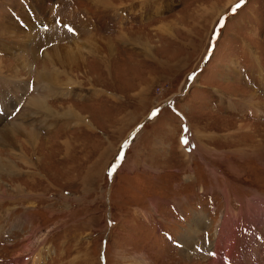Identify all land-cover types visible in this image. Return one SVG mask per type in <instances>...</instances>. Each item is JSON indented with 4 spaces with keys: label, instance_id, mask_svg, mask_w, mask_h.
Listing matches in <instances>:
<instances>
[{
    "label": "rangeland",
    "instance_id": "obj_1",
    "mask_svg": "<svg viewBox=\"0 0 264 264\" xmlns=\"http://www.w3.org/2000/svg\"><path fill=\"white\" fill-rule=\"evenodd\" d=\"M1 63L0 264H212L264 202V0H0Z\"/></svg>",
    "mask_w": 264,
    "mask_h": 264
},
{
    "label": "bare ground",
    "instance_id": "obj_2",
    "mask_svg": "<svg viewBox=\"0 0 264 264\" xmlns=\"http://www.w3.org/2000/svg\"><path fill=\"white\" fill-rule=\"evenodd\" d=\"M12 28V27H11ZM5 29V28H4ZM6 32V31H5ZM30 35V33H28ZM33 34V33H32ZM18 35V34H17ZM17 35L15 36V39H17ZM27 35V34H26ZM22 37V36H21ZM19 37V38H21ZM26 37V36H25ZM24 37V39H26ZM28 37V36H27ZM31 37V36H30ZM11 39V38H10ZM22 39V38H21ZM46 40V39H45ZM15 41V40H14ZM18 43L20 44V39L18 40ZM30 41V40H29ZM90 41V40H89ZM23 42V39L22 41ZM67 42V41H66ZM91 42H93L91 40ZM24 43V42H23ZM69 43V42H68ZM86 44V43H85ZM80 44H78L77 46V42L75 44V47H71L70 45H65V44H62L59 48L56 47V46H53L55 48H52L51 50H46L44 55L45 56L44 58H47L48 61L51 60L52 62H56L57 64H61L62 65H70V64H75V65H78V63L80 62L81 60V56L78 57L79 55H81V52L80 51V48L81 46H79ZM4 47V46H3ZM22 47V46H21ZM111 48V47H110ZM30 54L33 53V51L31 50L29 52ZM28 54V53H27ZM29 54V55H30ZM36 57V56H35ZM21 60L22 63L24 64V59L23 58H19L17 57V60ZM50 61V63H51ZM20 62V61H19ZM3 63L0 64V68L2 67L3 68ZM52 65V64H51ZM31 63H28L26 60H25V69L27 68H31ZM23 67V66H22ZM69 68V67H68ZM54 69V68H53ZM18 71V70H17ZM30 71V70H29ZM32 71V70H31ZM44 71V70H43ZM16 72V71H15ZM18 73V72H16ZM88 73V72H87ZM85 73V74H87ZM20 75V73L18 74ZM41 75V74H40ZM43 77L45 76V74L43 73L42 74ZM40 78V77H39ZM16 79V78H15ZM50 79V78H49ZM44 81V80H43ZM49 81V80H47ZM40 83V82H39ZM42 83V82H41ZM47 84V83H46ZM54 84V83H53ZM60 85V84H59ZM58 86V85H57ZM63 86V85H61ZM16 85H13L11 87V97L17 92L16 91ZM43 89V88H42ZM52 89H54V87L52 88L49 84L47 85V88L45 87L44 91H46L48 94H51L52 92ZM35 90V89H34ZM54 91V90H53ZM38 92V91H37ZM43 94V93H42ZM41 96V95H39ZM38 97V96H37ZM43 97V96H41ZM13 98V97H12ZM12 102H8V97L6 96L5 97V102H4V105H8L7 108H9V105H11ZM33 105L36 107V109H48L49 111L51 110L53 114H58V116H62V117H77L78 119H81V120H85V123L88 122L87 124H82L83 126H81L82 129L86 128L87 130H90L91 131V127H94L93 123L91 122V120L88 119L87 116H84L82 115L80 112L77 111V109L74 107V106H66V105H63V106H59L60 108L59 109H62V110H56L53 106H52V109L51 107L48 108L47 105H46V101L42 98H36L34 101H33ZM258 109H261V108H258ZM34 112V111H33ZM32 112V113H33ZM32 116V115H31ZM1 122V121H0ZM21 122L19 121H12V122H9L7 123L4 127H2L1 130V133H0V141L2 143H7L9 142L10 143V136L18 129H22L24 130V126H20ZM26 127V126H25ZM81 129V130H82ZM26 130V129H25ZM20 131V130H19ZM35 134L29 132L27 134V137H28V141L30 142V144L34 141L35 139ZM12 141V140H11ZM67 142V141H66ZM64 142V146H68L69 148V144L68 142L66 143ZM13 143V142H12ZM37 143V142H36ZM33 144V143H32ZM4 146V144H3ZM36 146V144L34 145ZM12 167V166H10ZM12 170V169H11ZM260 197L259 196H256V198H254V201H253V204H255L256 206H253L252 209H253V212H249V213H244V214H241V218H244V220H248L249 222L242 226L241 228L237 229L239 227V224L238 225H235L233 224L234 223V220L231 222V224L233 225H228V227H230L231 229V238L225 240V242H222L223 240L220 238L222 237L223 233L222 232V229H220L218 231V236H217V242L213 245V247L211 248L213 251H214V255H215V258L213 259L212 261V264H227V262H231V264H264V237H261V235H253L255 233V231L257 230V228H262L261 225L264 223V213L261 212V209H263V205H261L262 203L264 204L263 201H259L257 199H259ZM256 200H257V203H256ZM259 201V202H258ZM261 205V206H260ZM250 207V206H249ZM234 212V211H233ZM253 216L254 217H257L258 220L257 222L253 221ZM227 217H230V219L232 217H236V214L234 213H228L227 214ZM247 217H249V219H246ZM237 219L238 222L242 221L243 219ZM244 220L242 221L241 225H243L245 222ZM237 222V223H238ZM201 224H199V221H198V225L196 227H192L191 230L188 232V235H190L192 232L198 230V228L200 226L203 225V223L200 221ZM223 223V222H222ZM221 223V224H222ZM259 224V225H258ZM220 225V224H218ZM246 226H249V228ZM263 226V225H262ZM219 227V226H218ZM264 227V226H263ZM187 235V236H188ZM247 236V237H246ZM245 238L246 240L247 239H250V240H254L256 241L255 243L257 244H260L259 246H257L255 243H254V246L255 248L252 249V251H245L244 249L247 248V244H245V248H241L240 247V244H238V241H237V238ZM261 237V238H259ZM191 238V237H190ZM241 240V239H240ZM187 245L190 247V245L192 244V240L191 239H187ZM244 241V239H243ZM240 242V241H239ZM243 243V242H242ZM248 243V242H247ZM230 245L232 246V251H230L228 254H226V258L224 257L225 253H222V246L223 245ZM226 247V246H225ZM225 249V248H224ZM226 251V250H225ZM257 258V259H256ZM255 261H258L259 263L255 262Z\"/></svg>",
    "mask_w": 264,
    "mask_h": 264
},
{
    "label": "snow or ice",
    "instance_id": "obj_3",
    "mask_svg": "<svg viewBox=\"0 0 264 264\" xmlns=\"http://www.w3.org/2000/svg\"><path fill=\"white\" fill-rule=\"evenodd\" d=\"M241 3H243V0H241ZM240 6H241L240 4H236L235 8H239ZM233 10H235V9H233ZM153 115H155V113H153ZM184 143H187V141L185 140ZM115 167H116V165L113 166L114 169H115Z\"/></svg>",
    "mask_w": 264,
    "mask_h": 264
}]
</instances>
